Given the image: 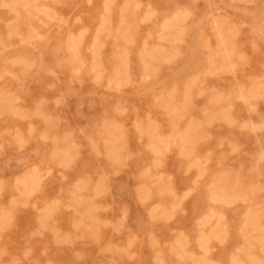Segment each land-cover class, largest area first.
I'll return each instance as SVG.
<instances>
[{
    "label": "rangeland",
    "instance_id": "rangeland-1",
    "mask_svg": "<svg viewBox=\"0 0 264 264\" xmlns=\"http://www.w3.org/2000/svg\"><path fill=\"white\" fill-rule=\"evenodd\" d=\"M0 264H264V0H0Z\"/></svg>",
    "mask_w": 264,
    "mask_h": 264
},
{
    "label": "bare ground",
    "instance_id": "bare-ground-1",
    "mask_svg": "<svg viewBox=\"0 0 264 264\" xmlns=\"http://www.w3.org/2000/svg\"><path fill=\"white\" fill-rule=\"evenodd\" d=\"M202 2V1H201ZM5 4H7V3H5ZM178 12V11H177ZM172 17V16H171ZM169 18L167 17V20H168ZM85 30V29H84ZM176 50V49H175ZM72 87V86H71ZM77 87V86H76ZM245 100V99H244ZM19 162V161H18ZM231 166V165H230ZM41 176V175H40ZM164 192V191H163ZM242 199V198H241ZM199 220V219H198ZM201 221V220H200ZM202 222V221H201ZM175 230V229H174ZM114 258H115V256H114Z\"/></svg>",
    "mask_w": 264,
    "mask_h": 264
}]
</instances>
